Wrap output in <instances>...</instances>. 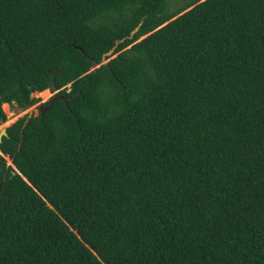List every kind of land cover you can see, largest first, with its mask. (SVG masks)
Here are the masks:
<instances>
[{
    "label": "trees",
    "instance_id": "1",
    "mask_svg": "<svg viewBox=\"0 0 264 264\" xmlns=\"http://www.w3.org/2000/svg\"><path fill=\"white\" fill-rule=\"evenodd\" d=\"M178 1L0 0V264H264V0Z\"/></svg>",
    "mask_w": 264,
    "mask_h": 264
},
{
    "label": "rangeland",
    "instance_id": "2",
    "mask_svg": "<svg viewBox=\"0 0 264 264\" xmlns=\"http://www.w3.org/2000/svg\"><path fill=\"white\" fill-rule=\"evenodd\" d=\"M170 1H171L172 9H175L176 5H179L178 0H170ZM177 1H178V3H177ZM181 4H182V2H180V5ZM54 93H55L54 91H52L51 89L48 88V89H45L43 91L35 92V95L37 97H39L40 100H43V99H49ZM3 108L6 111L8 118L2 125H0V129H2L3 127H8L13 122H15L19 117H22V116L28 114L32 110L34 111L35 114H38V112H39L38 107L36 105H33V106L29 107L28 109L22 110L20 108L13 107L9 103H7V104H3ZM6 158L9 159L8 157H6ZM9 163H10V161H9Z\"/></svg>",
    "mask_w": 264,
    "mask_h": 264
},
{
    "label": "water",
    "instance_id": "3",
    "mask_svg": "<svg viewBox=\"0 0 264 264\" xmlns=\"http://www.w3.org/2000/svg\"><path fill=\"white\" fill-rule=\"evenodd\" d=\"M118 44H119V42H117L116 45L112 49H110L107 53H105L103 55V63H106L107 61H109L110 58H112V57H114L116 55L115 54V49H116ZM84 55H86L85 52H84ZM103 63L99 64L97 61H94L93 62V66H94V68H96V67H99L100 65H102ZM56 72L57 71L52 72V77H51V82H52V86H53L54 89H56L55 88V74H56ZM55 101H56V97H54L51 100V102L47 105L46 108H44L43 105H40V110L46 111V110L50 109L53 106V104L55 103ZM33 115H36L33 110L28 113V116H27V118H26V120H25V122L23 124L22 130L25 128V126L27 125L29 119ZM7 135H8L7 127H3L2 129H0V142H2L3 137L7 136ZM9 164H11V162Z\"/></svg>",
    "mask_w": 264,
    "mask_h": 264
},
{
    "label": "flooded vegetation",
    "instance_id": "4",
    "mask_svg": "<svg viewBox=\"0 0 264 264\" xmlns=\"http://www.w3.org/2000/svg\"><path fill=\"white\" fill-rule=\"evenodd\" d=\"M37 107H38V111H40V105H43L42 103H37V104H35Z\"/></svg>",
    "mask_w": 264,
    "mask_h": 264
},
{
    "label": "built area",
    "instance_id": "5",
    "mask_svg": "<svg viewBox=\"0 0 264 264\" xmlns=\"http://www.w3.org/2000/svg\"><path fill=\"white\" fill-rule=\"evenodd\" d=\"M55 92V91H54ZM48 99H43V100H40L38 103H44L45 101H47Z\"/></svg>",
    "mask_w": 264,
    "mask_h": 264
},
{
    "label": "bare ground",
    "instance_id": "6",
    "mask_svg": "<svg viewBox=\"0 0 264 264\" xmlns=\"http://www.w3.org/2000/svg\"><path fill=\"white\" fill-rule=\"evenodd\" d=\"M5 104H7V103H5Z\"/></svg>",
    "mask_w": 264,
    "mask_h": 264
}]
</instances>
